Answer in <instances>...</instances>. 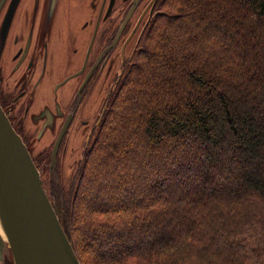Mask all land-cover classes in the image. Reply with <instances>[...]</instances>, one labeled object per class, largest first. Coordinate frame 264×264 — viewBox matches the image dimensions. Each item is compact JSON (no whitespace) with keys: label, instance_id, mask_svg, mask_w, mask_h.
Here are the masks:
<instances>
[{"label":"trees","instance_id":"trees-1","mask_svg":"<svg viewBox=\"0 0 264 264\" xmlns=\"http://www.w3.org/2000/svg\"><path fill=\"white\" fill-rule=\"evenodd\" d=\"M165 8L60 221L82 264H264V0Z\"/></svg>","mask_w":264,"mask_h":264},{"label":"flooded vegetation","instance_id":"flooded-vegetation-1","mask_svg":"<svg viewBox=\"0 0 264 264\" xmlns=\"http://www.w3.org/2000/svg\"><path fill=\"white\" fill-rule=\"evenodd\" d=\"M167 1L0 0V105L27 145L58 214V199L65 201L79 160ZM44 136L56 137L35 152ZM68 153L77 157L69 183L59 168ZM46 167L50 184L43 177ZM0 264H15L8 242Z\"/></svg>","mask_w":264,"mask_h":264},{"label":"water","instance_id":"water-1","mask_svg":"<svg viewBox=\"0 0 264 264\" xmlns=\"http://www.w3.org/2000/svg\"><path fill=\"white\" fill-rule=\"evenodd\" d=\"M63 131L53 152L56 161ZM0 233L15 264H82L27 145L0 105Z\"/></svg>","mask_w":264,"mask_h":264},{"label":"rangeland","instance_id":"rangeland-1","mask_svg":"<svg viewBox=\"0 0 264 264\" xmlns=\"http://www.w3.org/2000/svg\"><path fill=\"white\" fill-rule=\"evenodd\" d=\"M56 137V136H55ZM55 137H52V136H44V138L40 141V143L38 144V147H37V149H36V151L35 152H37V151H41L43 148H45V147H48V146H50L51 145V143L55 140ZM85 153V152H84ZM71 154H67L66 155V157L63 155L62 156V159H61V163H60V165H59V168H60V171L62 170V172L64 173V176H65V181L67 182V183H69L70 181H71V179H72V174H71V168L74 166V168H75V164H76V162H75V160H77V157H76V154H73L72 156H70ZM37 156H38V154H37ZM44 158H48L49 159V155L47 154V155H45L44 156ZM78 159H80L79 157H78ZM81 162H80V160H79V163L78 164H80ZM77 164V165H78ZM42 168V167H41ZM43 169H45V173H44V175H43V177H44V179H45V181L47 180V182L50 184V175H49V169H48V167H46V168H43ZM74 172V171H73ZM77 172V171H76ZM77 174V173H76ZM75 174V175H76ZM75 175H74V178H75ZM66 187V186H65Z\"/></svg>","mask_w":264,"mask_h":264},{"label":"bare ground","instance_id":"bare-ground-1","mask_svg":"<svg viewBox=\"0 0 264 264\" xmlns=\"http://www.w3.org/2000/svg\"><path fill=\"white\" fill-rule=\"evenodd\" d=\"M0 233L3 235L4 239H6V236H5V234H4L3 230H2L1 225H0Z\"/></svg>","mask_w":264,"mask_h":264}]
</instances>
